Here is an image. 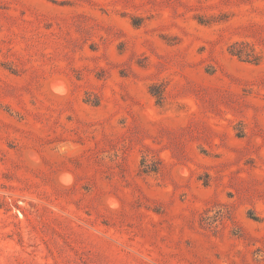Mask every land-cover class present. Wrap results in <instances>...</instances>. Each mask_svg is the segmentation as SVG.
<instances>
[{
	"label": "rangeland",
	"instance_id": "374dc122",
	"mask_svg": "<svg viewBox=\"0 0 264 264\" xmlns=\"http://www.w3.org/2000/svg\"><path fill=\"white\" fill-rule=\"evenodd\" d=\"M0 264H264V0H0Z\"/></svg>",
	"mask_w": 264,
	"mask_h": 264
}]
</instances>
